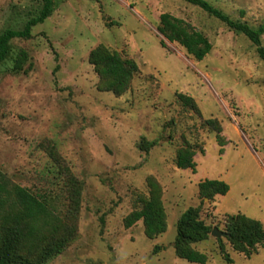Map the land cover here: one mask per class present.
<instances>
[{"label":"rangeland","instance_id":"374dc122","mask_svg":"<svg viewBox=\"0 0 264 264\" xmlns=\"http://www.w3.org/2000/svg\"><path fill=\"white\" fill-rule=\"evenodd\" d=\"M256 29L264 24V0H205ZM53 12L13 39L0 67V172L42 197L69 241L47 264H194L175 255L176 226L189 208L224 232L227 217L243 214L264 227V61L244 35L180 0H52ZM42 0H0V35L22 30ZM184 20L212 45L196 61L157 29L161 14ZM99 45L133 60L138 73L122 95L99 87L89 55ZM264 48V34L261 37ZM24 50L23 71H11ZM177 94L194 99L199 114ZM218 121L225 146L204 127ZM184 142L194 146L195 172L175 166ZM151 144V145H150ZM154 178L162 190L166 231L148 238L143 223L124 219L142 207ZM229 186L212 202L198 184ZM43 231L40 235H47ZM41 236V237H42ZM264 264V249L246 257L224 237L191 247L206 264ZM34 260L32 257L30 258Z\"/></svg>","mask_w":264,"mask_h":264},{"label":"trees","instance_id":"16d2710c","mask_svg":"<svg viewBox=\"0 0 264 264\" xmlns=\"http://www.w3.org/2000/svg\"><path fill=\"white\" fill-rule=\"evenodd\" d=\"M180 1L200 8L209 16L224 23L231 31L244 35L256 47L259 58L264 61V48L261 47L264 24L253 29L244 23L232 21L205 0ZM42 2L43 7L40 14L29 20L22 30H6L0 35V67L12 53L10 42L13 39H30L32 28L42 24L51 16L52 0H42ZM157 32L161 36L162 48H166L165 41L176 43L198 62L202 61L212 50V45L206 37L184 20L168 13L160 15ZM27 61V53L19 50L14 58L11 71L13 73L22 72ZM89 63L99 77V87L119 96L129 89L133 78L139 71L133 60L123 59L119 53L111 52L103 45L91 51ZM176 97L184 108L196 114L200 113L193 98L183 94H177ZM204 127L216 134V141L221 152L222 147L225 146V140L221 136L222 128L218 121L206 120ZM196 153L194 146L184 142L176 153V168L194 173ZM146 184L149 190L147 200L142 201L140 209L127 215L123 223L124 227L129 229L141 221L145 235L152 239L166 231V217L160 185L152 177L147 179ZM198 191L202 200L211 203L216 196H225L229 192V186L223 181L205 180L198 184ZM61 230L62 227L47 208L44 198L34 196L26 189L13 184L5 174L0 172V264H47L61 253L69 241V235L61 236ZM176 230L177 237L174 245L176 257L189 263L206 264L207 255L191 247L195 243L206 241L212 231L209 226L199 220V209L189 208L183 213ZM43 231H47L48 234L40 235ZM222 233L225 234L224 238L230 242L235 251L243 253L248 258L257 254L259 249H264L263 225L243 214L227 217ZM220 253L227 264L233 263L225 252L222 241Z\"/></svg>","mask_w":264,"mask_h":264},{"label":"water","instance_id":"95a60500","mask_svg":"<svg viewBox=\"0 0 264 264\" xmlns=\"http://www.w3.org/2000/svg\"><path fill=\"white\" fill-rule=\"evenodd\" d=\"M211 236L215 237L216 239H221L225 237V234L220 232L217 228H213L211 231Z\"/></svg>","mask_w":264,"mask_h":264}]
</instances>
